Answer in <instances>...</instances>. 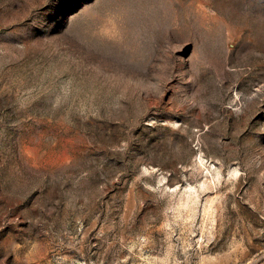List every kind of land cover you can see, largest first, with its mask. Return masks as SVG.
<instances>
[{
	"label": "rangeland",
	"instance_id": "rangeland-1",
	"mask_svg": "<svg viewBox=\"0 0 264 264\" xmlns=\"http://www.w3.org/2000/svg\"><path fill=\"white\" fill-rule=\"evenodd\" d=\"M0 264H264V0H0Z\"/></svg>",
	"mask_w": 264,
	"mask_h": 264
}]
</instances>
